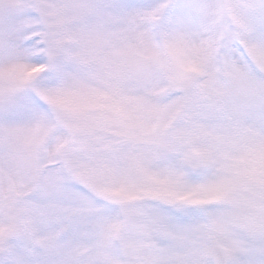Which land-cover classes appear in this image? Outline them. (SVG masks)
Segmentation results:
<instances>
[{
    "label": "snow or ice",
    "instance_id": "6c2138e0",
    "mask_svg": "<svg viewBox=\"0 0 264 264\" xmlns=\"http://www.w3.org/2000/svg\"><path fill=\"white\" fill-rule=\"evenodd\" d=\"M0 264H264V0H0Z\"/></svg>",
    "mask_w": 264,
    "mask_h": 264
}]
</instances>
